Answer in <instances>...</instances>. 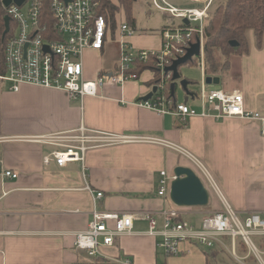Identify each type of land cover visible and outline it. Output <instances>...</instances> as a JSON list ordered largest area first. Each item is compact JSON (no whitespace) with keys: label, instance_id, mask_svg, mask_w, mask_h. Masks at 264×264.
I'll return each instance as SVG.
<instances>
[{"label":"crops","instance_id":"1","mask_svg":"<svg viewBox=\"0 0 264 264\" xmlns=\"http://www.w3.org/2000/svg\"><path fill=\"white\" fill-rule=\"evenodd\" d=\"M210 1L212 4L213 0H183L174 6L202 10ZM177 26L165 21L156 30L151 29L152 34L138 37L136 33L125 41L136 49L159 50L163 30ZM119 37L121 44L123 39ZM247 40L248 52L231 56L218 89L240 91L245 109L264 115V36L261 45L253 31L248 32ZM108 43L109 36L103 51L86 50L88 56H98V63L94 57L86 61L83 55L89 81L117 67L118 63L114 68V64L102 66L100 59L105 56ZM119 53L120 45L117 56ZM199 65L201 74L195 76L194 82L188 80V92L182 102L187 100L196 110H201L196 96L207 78L201 62ZM154 80L155 73L145 70L137 81L108 87L104 98L86 97L78 102H72L64 91L30 85L18 93L11 92L9 84L0 80V264H77L92 260L87 252L75 247V235L88 230L95 210L151 213L157 218L160 231L164 226L161 213L173 210L181 213L182 220L200 227L203 219L217 210L220 195L241 216L264 212V122L160 116L135 104L153 92ZM81 128L141 141L91 148L84 163L70 162L65 167L54 160L47 163L54 151L63 148L38 139L59 133L77 134ZM168 145L183 148L210 172L220 191L218 195L203 181L211 195L209 207L213 204V208H178L170 198L158 195L162 172L173 177L175 167L185 166L201 177L188 158ZM5 170L17 173L18 178H6ZM87 185L91 191L85 189ZM98 193L103 194L102 198L98 199ZM109 227L113 228L114 223L109 222ZM148 231L147 221L135 220L131 235L117 237L111 247L100 246L102 258L130 260L133 264H207L205 253L200 250L205 247L185 246L191 251L189 254L168 257L159 246L162 238L152 237ZM260 247L264 253V244ZM252 259L253 264H262L253 256Z\"/></svg>","mask_w":264,"mask_h":264},{"label":"built area","instance_id":"2","mask_svg":"<svg viewBox=\"0 0 264 264\" xmlns=\"http://www.w3.org/2000/svg\"><path fill=\"white\" fill-rule=\"evenodd\" d=\"M153 6L176 19L182 20L180 26L163 30V45L159 50L135 49L125 39L135 36L136 31L127 23L121 26L123 41L120 44V61L117 67L101 74L98 79H85L83 54L86 50L103 51L108 42L109 26L105 17L99 15L100 0H12L6 8L7 17L13 23L5 49L6 74L0 80L10 86V91L18 93L25 85L66 92L72 102L82 101L86 97H105V90L112 86H121L128 81H137L140 74L136 72L140 65H149L147 70L155 73L156 93L149 100L135 104L160 116L170 115L181 120L195 117L212 118L216 121L239 118L248 121L264 122V115L247 111L244 97L240 91L226 92L215 85L206 84L196 96L201 110H196L186 102H178L172 93V72H166L173 63L187 55L195 33L200 34L201 55L198 57L204 66V28L208 19L211 1L204 9H180L167 0H152ZM188 19L192 27H185L183 20ZM191 96V94L189 95ZM188 96V98H189ZM187 98V99H188ZM59 133L40 137L38 141L52 146H61L46 162L54 160L58 166L65 167L70 162L84 163L85 155L91 148L118 142H140L139 138L119 137L116 135L92 133L81 128L78 133ZM149 143H162L147 140ZM264 143V132H263ZM180 155L188 158L201 177L214 185L207 168L193 155L179 146L168 145ZM2 163L0 158V164ZM84 167V171H85ZM84 176L85 173H83ZM6 178L16 180L18 174L5 170ZM175 177L162 172L158 195L168 199L171 182ZM203 180V179H202ZM86 190L91 191L87 185ZM98 199L103 194H97ZM220 212L208 214L200 227H195L185 220L177 221L181 216L178 210L163 212V230H159L158 220L151 213L118 214L94 211L93 220L87 231L75 235V247L88 253L91 258L103 257L100 246L111 247L117 237L131 235L135 220L149 223L148 234L160 236L159 246L168 257L186 254L185 246H203L207 249L218 245L224 246L219 238H231L235 248L237 240L248 248L264 264L260 244H264V212L247 214L242 221L240 215L228 203ZM109 222L114 227H109ZM258 239L259 243H255ZM241 262L244 258L237 256ZM248 254V256H250ZM252 255V256H253ZM254 257V256H253ZM117 264H133L130 260H115Z\"/></svg>","mask_w":264,"mask_h":264},{"label":"trees","instance_id":"3","mask_svg":"<svg viewBox=\"0 0 264 264\" xmlns=\"http://www.w3.org/2000/svg\"><path fill=\"white\" fill-rule=\"evenodd\" d=\"M3 0H0V75L6 74L5 49L8 37L13 30V23L10 21L8 33H6L5 19L7 17L6 8L3 6ZM138 1L150 0H100L99 15L106 18L109 29H115V18L117 13L124 11L127 16V24L137 31L136 20L133 15V9ZM217 1L214 0L213 3ZM216 5V2H215ZM213 6V12L207 19L204 28V54L206 77L222 78L229 68V59L233 55H243L248 52L249 44L247 34L253 31L258 45L262 44L264 36V0H222L219 5ZM185 27L192 25L183 24ZM200 34L195 33L193 41L197 42ZM232 43H236L233 45ZM149 65H140L136 72L141 74L147 70ZM157 82V77L154 83ZM172 85V82L170 86ZM181 217V216H180ZM177 221H182L181 218ZM217 246L206 249L205 256L207 264H219L224 257H231L228 251ZM240 255L246 252L244 244H240ZM90 258V257H89ZM232 258V257H231ZM231 260V263L235 260ZM213 260V261H212ZM225 262L228 263V261ZM77 264H117L113 261L106 260L102 257L93 258L88 262H79ZM235 264H238L235 262Z\"/></svg>","mask_w":264,"mask_h":264},{"label":"rangeland","instance_id":"4","mask_svg":"<svg viewBox=\"0 0 264 264\" xmlns=\"http://www.w3.org/2000/svg\"><path fill=\"white\" fill-rule=\"evenodd\" d=\"M13 1L17 2V0H13ZM182 1L183 0H171L170 2L173 4V6L175 4H176L175 6H177V5L179 6V5H181ZM215 2H216V5H219L222 2V0H217ZM215 2L212 3L213 6L215 5ZM2 3H3V6L5 8H8L10 6V4H11V2L8 3V0H3ZM216 5H215V7H216ZM212 12H213V8L209 10L208 18L210 17V14ZM164 14L167 15V16H165ZM133 15H134V18L136 20V27H137L136 33H137L138 37L152 34L151 33V29L152 30H156V27L159 26L162 22L167 21V22L171 23L172 26H177L182 21L180 19H173L172 17H170L169 14L155 9V7L153 6L152 0H150V1H138L135 4V6H134ZM125 23H127V16H126L125 12L121 11V12L117 13L116 18H115V29H112V28L109 29L110 30L109 31V43H108V46H107L108 47L107 52H106L105 56H103L100 59L101 62H102V66H104V67L108 66V65L113 66V64H114V66L112 67V68H114L115 65L117 63H119V61H120V53L117 56V50L119 49V45H120V37H119V35H121V26L123 24H125ZM135 49H136V47H135ZM83 55H84V59L86 61L94 57V56L93 57L88 56V54H86V51L84 52ZM94 59H96L95 60L96 63L99 62L98 56H95L93 58V60ZM199 62H200V59L197 58V59L191 61L190 63L180 67V73L183 75L184 79L192 80L191 82H194V78H197L195 76H200L201 69H200ZM108 68H111V67H108ZM85 79L89 80L86 77H85ZM195 82H199V81H195ZM191 87H194V86L192 85ZM191 87H190L189 91L192 90ZM198 87H199V85H198ZM216 88H220V87L218 86ZM197 90H199V89H197ZM199 93H200V91H198V94ZM176 96H177V99L180 101V103H182L184 101L185 97H186V91H184L183 88L179 84L177 85ZM160 142H162V141H160ZM202 179L206 183V185H211V184H208V181L206 180L205 177H202ZM212 180L214 181V185H211V187H213V190L216 191L217 194H218L220 191H219V189L217 187V184L215 183L216 181L214 180L213 177H212ZM220 196H221L222 199L220 200L221 203L218 206L216 212H220L223 209V207L225 208V206H226L225 204L228 203V201L222 195H220ZM209 208H213V204L210 207H207V208H204V209L208 210ZM246 216H241L240 215L241 220L244 221ZM186 220L192 221L190 218H188V219L186 218ZM230 239L231 238H219V241L223 242V244H224V246H222V245H219V246H221L225 251L227 250L229 252V254L231 255V257L234 258L235 262H237L238 264H247V263L248 264L249 263L253 264L254 263V262H252V261H254L252 259V255L253 254H249L248 248H247L246 252L243 255H240L238 247L242 243V240L238 239L237 240V244H236V246L234 248V247H232V243H231ZM255 243H256V245H257V243H259L258 239H255ZM260 248H263V247H260ZM205 249L206 248H200V250H203L204 252L206 251ZM190 252L191 251L189 250V248H187L186 254H189ZM234 252L236 253L237 256H240L241 258H244L245 261L239 262L236 259ZM248 254L251 257L248 256ZM253 256L255 257L256 260H258L255 255H253ZM231 257L228 258V257H224L223 256L222 260L225 261V259H226V261H228V264H235L234 261L231 263V260H228Z\"/></svg>","mask_w":264,"mask_h":264},{"label":"water","instance_id":"5","mask_svg":"<svg viewBox=\"0 0 264 264\" xmlns=\"http://www.w3.org/2000/svg\"><path fill=\"white\" fill-rule=\"evenodd\" d=\"M12 0H8V3ZM18 3L21 0H17ZM183 23L190 25L188 19H184ZM6 33L9 31L10 18L6 17ZM236 45V43H232ZM201 55V42L198 40L195 44H192L188 53L185 57L176 60L173 65L166 69V72H172V93L175 94L177 85L179 84L185 91L188 92V80L184 79L183 75L180 73V67L184 66L195 58ZM219 77H207L206 83L208 85H220ZM157 87L153 88V92L149 94L144 100H149L152 98L154 93H156ZM187 103V100H186ZM174 179L171 182L169 198L171 202L179 208H207L210 205L211 195L204 184L201 177L196 173V171L190 167L177 166L174 169Z\"/></svg>","mask_w":264,"mask_h":264},{"label":"bare ground","instance_id":"6","mask_svg":"<svg viewBox=\"0 0 264 264\" xmlns=\"http://www.w3.org/2000/svg\"><path fill=\"white\" fill-rule=\"evenodd\" d=\"M213 213V212H212Z\"/></svg>","mask_w":264,"mask_h":264}]
</instances>
